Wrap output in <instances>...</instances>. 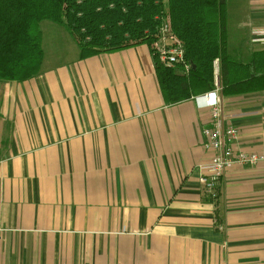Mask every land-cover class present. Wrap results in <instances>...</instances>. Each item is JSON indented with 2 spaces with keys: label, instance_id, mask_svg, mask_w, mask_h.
Masks as SVG:
<instances>
[{
  "label": "crops",
  "instance_id": "1",
  "mask_svg": "<svg viewBox=\"0 0 264 264\" xmlns=\"http://www.w3.org/2000/svg\"><path fill=\"white\" fill-rule=\"evenodd\" d=\"M227 25L260 86L224 97L229 145L264 153V0H228ZM152 50L45 54L32 80L0 81V264H264V166L206 195L211 110L165 104Z\"/></svg>",
  "mask_w": 264,
  "mask_h": 264
},
{
  "label": "trees",
  "instance_id": "2",
  "mask_svg": "<svg viewBox=\"0 0 264 264\" xmlns=\"http://www.w3.org/2000/svg\"><path fill=\"white\" fill-rule=\"evenodd\" d=\"M45 21L74 37L81 60L138 45L152 49L169 22L191 68L185 74L183 66H166L153 55L166 105L211 92L216 59L223 97L260 89L258 74L243 78L244 66L228 53V0H0V81L23 82L41 72Z\"/></svg>",
  "mask_w": 264,
  "mask_h": 264
},
{
  "label": "built area",
  "instance_id": "3",
  "mask_svg": "<svg viewBox=\"0 0 264 264\" xmlns=\"http://www.w3.org/2000/svg\"><path fill=\"white\" fill-rule=\"evenodd\" d=\"M264 33V31H262ZM157 41L152 47L153 55H156L162 64L174 67H184V73L188 74L191 66L185 62V48L183 43L172 32L169 22L163 23ZM215 83L211 92L196 98L205 102L211 110V128L203 131L205 137L204 147L211 152L210 160L199 167L200 184L206 195L213 201L218 199L219 187L225 173L234 167L240 166H264V153L236 152L229 142L238 138L237 130L232 126H226L224 97L220 81V60L213 62Z\"/></svg>",
  "mask_w": 264,
  "mask_h": 264
},
{
  "label": "rangeland",
  "instance_id": "4",
  "mask_svg": "<svg viewBox=\"0 0 264 264\" xmlns=\"http://www.w3.org/2000/svg\"><path fill=\"white\" fill-rule=\"evenodd\" d=\"M41 31L44 39V49L47 60L51 59L53 53L57 60L72 59L79 52V47L74 37L60 25L45 21L41 23Z\"/></svg>",
  "mask_w": 264,
  "mask_h": 264
}]
</instances>
